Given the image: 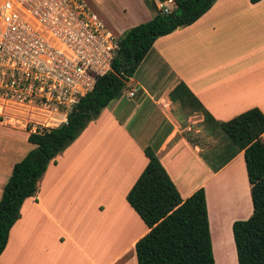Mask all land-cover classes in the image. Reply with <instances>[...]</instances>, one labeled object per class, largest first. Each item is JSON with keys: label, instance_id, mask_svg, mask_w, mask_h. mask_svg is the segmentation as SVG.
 I'll list each match as a JSON object with an SVG mask.
<instances>
[{"label": "crops", "instance_id": "0c3cea01", "mask_svg": "<svg viewBox=\"0 0 264 264\" xmlns=\"http://www.w3.org/2000/svg\"><path fill=\"white\" fill-rule=\"evenodd\" d=\"M101 2L94 0L95 14L116 35ZM179 83L216 121L254 107L264 114V0H215L191 25L157 38L122 95L50 162L22 203L0 264H137L135 243L148 228L126 196L148 164V146L182 199L204 189L214 260L217 250L238 264L232 225L253 213L244 155L210 169L204 150L184 134L191 125L175 112L182 103L170 99ZM197 122L212 134L203 115ZM1 131L30 144L25 124L0 121ZM10 146L0 153V199L18 162L19 147Z\"/></svg>", "mask_w": 264, "mask_h": 264}, {"label": "trees", "instance_id": "16d2710c", "mask_svg": "<svg viewBox=\"0 0 264 264\" xmlns=\"http://www.w3.org/2000/svg\"><path fill=\"white\" fill-rule=\"evenodd\" d=\"M143 1L153 16L124 32L111 71L97 78L94 88L80 97L65 122L29 132L27 141L34 148L14 164L0 199V254L7 244L10 229L20 217L22 203L36 193L37 183L50 162H54L111 101L122 95L128 79L157 38L191 25L215 2L175 0L176 8L161 14L153 0ZM249 1L255 4L261 0ZM170 99L195 105L203 115L207 131L223 136L220 146L201 153L213 172L243 152L253 213L232 225L237 262L264 264V114L254 107L228 121H216L183 83L172 90ZM144 152L148 164L126 196L128 204L148 228L135 243L137 264H215L204 189L199 188L182 199L155 149L148 146Z\"/></svg>", "mask_w": 264, "mask_h": 264}, {"label": "built area", "instance_id": "2783aa9c", "mask_svg": "<svg viewBox=\"0 0 264 264\" xmlns=\"http://www.w3.org/2000/svg\"><path fill=\"white\" fill-rule=\"evenodd\" d=\"M153 1L161 14L176 8ZM119 39L84 0H0V117L26 119L33 133L65 122L111 71Z\"/></svg>", "mask_w": 264, "mask_h": 264}, {"label": "rangeland", "instance_id": "374dc122", "mask_svg": "<svg viewBox=\"0 0 264 264\" xmlns=\"http://www.w3.org/2000/svg\"><path fill=\"white\" fill-rule=\"evenodd\" d=\"M92 1L94 2V0H85V2L87 3L91 11L95 13L98 6L95 5V3H93ZM101 3L102 5L100 8L108 15L109 20L107 19L106 20H107L109 27L112 30H114L116 35L119 34L120 38L122 37L124 32L128 28H130L132 25L139 24L147 20L149 16L153 15V12L146 6L143 0H102ZM7 110L9 109H6L4 112H6ZM175 112L178 115L183 117L184 119L183 121L185 124L191 125V129L184 132V134L187 137H189L194 143L198 144L206 153H209L210 151L220 146L224 142V138L221 134L217 133L215 135H212V134L206 133V131L203 128L202 123L197 122L198 119L200 120L202 119V115L199 113L196 106L177 104V107L175 108ZM0 121H3L6 125H9V123L14 124V127L16 128H20L22 125L28 122L26 119H23L21 117H16V116H12V117L2 116L0 117ZM19 136L20 135L14 138H10L7 132L1 131L0 132V153H2L3 150H7L8 147H11L10 145L14 144L19 147L20 151L17 150L14 153L17 155L13 156L12 159L15 161H19L21 158H23L26 155V153L30 149L33 148V145L28 144L26 141L23 143V141L19 140L20 139ZM25 148H27V151H25ZM219 257L220 255L219 253H217V250H216L215 260H217L216 261L217 264H233L234 263L233 260H231L230 258H228V260L226 261L222 258L219 259ZM130 264H133V262H131Z\"/></svg>", "mask_w": 264, "mask_h": 264}, {"label": "bare ground", "instance_id": "6f19581e", "mask_svg": "<svg viewBox=\"0 0 264 264\" xmlns=\"http://www.w3.org/2000/svg\"><path fill=\"white\" fill-rule=\"evenodd\" d=\"M227 260H228V258H227ZM227 260H226V261H227ZM114 264H117V262H115ZM119 264H126V263H123V262H119Z\"/></svg>", "mask_w": 264, "mask_h": 264}]
</instances>
